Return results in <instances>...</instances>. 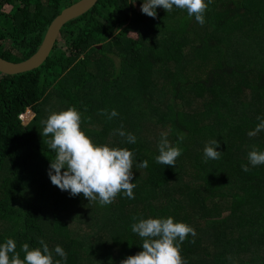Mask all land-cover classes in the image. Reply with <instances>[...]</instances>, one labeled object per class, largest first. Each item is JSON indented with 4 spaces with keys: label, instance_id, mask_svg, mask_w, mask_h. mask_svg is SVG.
I'll use <instances>...</instances> for the list:
<instances>
[{
    "label": "trees",
    "instance_id": "1",
    "mask_svg": "<svg viewBox=\"0 0 264 264\" xmlns=\"http://www.w3.org/2000/svg\"><path fill=\"white\" fill-rule=\"evenodd\" d=\"M72 2L0 0V57H30ZM205 2L200 25L175 7L152 18L142 0H96L59 30L68 53L55 40L37 67L0 73V244L13 239L23 258L43 239L66 264H120L142 250L131 224L171 216L196 233L180 244L185 264H264V165L247 160L252 145L264 150V131L247 135L264 119V0ZM70 106L94 143L133 152L134 199L101 206L51 183L40 121ZM121 125L134 144L114 134ZM161 133L182 149L175 167L155 162ZM210 140L219 159L204 156Z\"/></svg>",
    "mask_w": 264,
    "mask_h": 264
},
{
    "label": "clouds",
    "instance_id": "2",
    "mask_svg": "<svg viewBox=\"0 0 264 264\" xmlns=\"http://www.w3.org/2000/svg\"><path fill=\"white\" fill-rule=\"evenodd\" d=\"M210 3V0H208ZM134 5L135 0H131ZM161 7L165 12L172 11L173 7L186 10L189 17L203 25L204 14L208 4L205 0H142L140 10L148 17L156 18V8ZM108 119L116 117L118 113L101 110ZM259 123L247 133L255 137L264 131V119L257 118ZM42 134L49 137L45 143L49 150L55 153L50 160L48 177L51 183L61 191H68L71 196L83 194L90 201H97L101 206L111 204L121 192L129 199H134L133 189L136 185L133 180V152L127 148L110 147L107 144H96L81 129V115L75 107H68L59 111L49 110L46 118L40 121ZM114 134L125 137L127 143L134 144L136 137L125 133L123 125L114 130ZM184 134H178L182 141ZM218 142L208 141L203 149L207 159H219L222 152L217 151ZM158 155L155 162L175 167L176 159L182 149L172 145L167 139V133H161L158 143ZM248 163L252 166L264 165V150L252 145L247 153ZM147 161H142L139 167L146 168ZM241 168L247 172L248 165ZM62 169L64 170L62 172ZM136 220L135 217H133ZM131 230L142 240V250L129 255L120 261V264H185L180 244L189 234L195 237V230L183 222H175L171 216L160 218H141L131 224ZM194 242V241H192ZM41 247L30 248L28 243L21 246L23 258L16 250V243L9 238L0 244V264H66L67 253L60 245L50 250L47 243L40 239ZM53 251L61 259H53Z\"/></svg>",
    "mask_w": 264,
    "mask_h": 264
},
{
    "label": "water",
    "instance_id": "3",
    "mask_svg": "<svg viewBox=\"0 0 264 264\" xmlns=\"http://www.w3.org/2000/svg\"><path fill=\"white\" fill-rule=\"evenodd\" d=\"M95 1L76 0L62 8L49 22L39 47L30 57L18 62L9 61L0 57V73L13 74L27 71L40 65L52 48L62 25L70 18L85 11ZM96 47H99V45L97 44Z\"/></svg>",
    "mask_w": 264,
    "mask_h": 264
},
{
    "label": "rangeland",
    "instance_id": "4",
    "mask_svg": "<svg viewBox=\"0 0 264 264\" xmlns=\"http://www.w3.org/2000/svg\"><path fill=\"white\" fill-rule=\"evenodd\" d=\"M72 1L74 2V1H76V0H72ZM133 35H134V34L131 33V32L128 33V36H133ZM0 43H2L1 45H2L3 47L8 48L9 40L4 39V40H1ZM56 43H57V45H59V47H61L62 49H64V50L66 51V53H68V51H69V50H68V46H67V44L62 40L60 34H58V36H57V38H56ZM78 54H80V53L78 52ZM114 61H115L116 64H117V59H116V58H114ZM32 116H33L32 111H31L29 108H26L25 111H24L23 113L20 114L19 119L21 120V122H22L23 124H26L27 122L30 121V119H31Z\"/></svg>",
    "mask_w": 264,
    "mask_h": 264
}]
</instances>
